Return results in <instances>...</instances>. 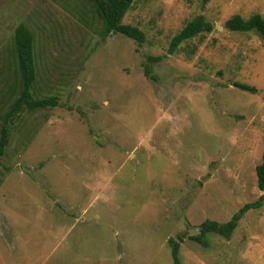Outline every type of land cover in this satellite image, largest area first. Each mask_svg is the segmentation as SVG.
I'll return each mask as SVG.
<instances>
[{
    "label": "rangeland",
    "instance_id": "obj_1",
    "mask_svg": "<svg viewBox=\"0 0 264 264\" xmlns=\"http://www.w3.org/2000/svg\"><path fill=\"white\" fill-rule=\"evenodd\" d=\"M253 14L250 0H135L121 23L139 44L102 40L89 0H0V131L20 91L18 25L33 36V97L57 99L9 125L0 264H171L179 237L181 264H264V205L229 239H190L263 195L264 39L225 27ZM197 17L211 33L168 54Z\"/></svg>",
    "mask_w": 264,
    "mask_h": 264
},
{
    "label": "trees",
    "instance_id": "obj_2",
    "mask_svg": "<svg viewBox=\"0 0 264 264\" xmlns=\"http://www.w3.org/2000/svg\"><path fill=\"white\" fill-rule=\"evenodd\" d=\"M96 15L103 23L101 39L105 40L110 34L116 33L127 37L139 44L145 41L144 33L136 27L123 25L121 23L125 14L131 9L135 0H89ZM206 3L207 0H202ZM225 27L231 32H254L261 39H264V19L259 15H252L247 19H243L238 15H234L225 22ZM212 31V25L205 21L203 17H197L188 22L183 29L176 34L170 41L168 54H173L177 48L184 42L191 40L199 35L209 34ZM15 53L18 63L19 73V94L13 102L10 110L5 115V125L0 131V160L5 153V149L9 138V125H11L17 115L25 110L35 111L37 109H45L55 107L57 99L50 97L46 99H35L32 95V86L36 80V68L33 55V36L32 33L20 24L14 34ZM232 86L241 91L256 94L257 89L248 85L233 83ZM257 176V185L259 190L263 191L264 183V139L263 153L261 164L255 168ZM264 205V195L251 204L244 205L232 218L220 224L214 221H204L199 226V236L190 237L191 240L197 242L201 246L207 248V234H216L225 239H229L237 227L238 222L250 210H257ZM182 239H170L168 241L171 247V264H181L179 259V247Z\"/></svg>",
    "mask_w": 264,
    "mask_h": 264
},
{
    "label": "crops",
    "instance_id": "obj_3",
    "mask_svg": "<svg viewBox=\"0 0 264 264\" xmlns=\"http://www.w3.org/2000/svg\"><path fill=\"white\" fill-rule=\"evenodd\" d=\"M250 7L253 15H259L264 19V0H250Z\"/></svg>",
    "mask_w": 264,
    "mask_h": 264
},
{
    "label": "water",
    "instance_id": "obj_4",
    "mask_svg": "<svg viewBox=\"0 0 264 264\" xmlns=\"http://www.w3.org/2000/svg\"><path fill=\"white\" fill-rule=\"evenodd\" d=\"M263 195H264V183H263Z\"/></svg>",
    "mask_w": 264,
    "mask_h": 264
}]
</instances>
